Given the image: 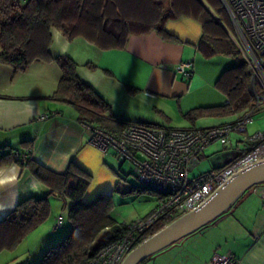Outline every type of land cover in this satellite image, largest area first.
I'll use <instances>...</instances> for the list:
<instances>
[{
  "label": "crops",
  "instance_id": "1",
  "mask_svg": "<svg viewBox=\"0 0 264 264\" xmlns=\"http://www.w3.org/2000/svg\"><path fill=\"white\" fill-rule=\"evenodd\" d=\"M162 5L165 13L173 10L170 0H162ZM220 23L237 48L233 30ZM164 29L172 38H164L155 29L130 33L122 48H100L83 36L68 39L53 29L49 54L52 59L71 57L77 76L125 122L192 128L215 126L240 116L186 115L195 108L226 104L227 96L216 81L236 62L226 55H203L199 50L202 24L190 15L168 17ZM186 62L192 63L190 76L176 73L178 64ZM60 76L54 60L34 61L23 71L0 63V156L8 154L0 159V220L22 200L48 196L50 216L36 229L42 231L36 250L39 256L70 231L67 211L71 202L52 192L20 161L31 158L41 172L57 174L73 162L92 176L83 196L86 202L101 193L113 195L127 176L124 163L113 152L103 153L90 144V133L76 108L51 97ZM45 114L48 117L42 119ZM112 155L117 159L114 167L107 161ZM204 159L205 151L198 165ZM173 245L143 264H208L215 252L235 255L238 264H264V184L253 186L229 212ZM16 257L11 256L8 264H17Z\"/></svg>",
  "mask_w": 264,
  "mask_h": 264
},
{
  "label": "trees",
  "instance_id": "2",
  "mask_svg": "<svg viewBox=\"0 0 264 264\" xmlns=\"http://www.w3.org/2000/svg\"><path fill=\"white\" fill-rule=\"evenodd\" d=\"M208 1L213 5L219 2ZM170 2L173 10L165 13L162 0H0V63L23 71L34 61L54 60L61 76L51 97L72 104L81 122L116 132L128 122L117 118L110 105L77 76L75 61L67 55L51 58L52 30H59L68 39L83 36L100 48H122L130 33L155 29L164 38H172L164 29L165 20L190 15L202 24L199 50L203 55H226L236 63L224 70L216 81V86L226 94L228 103L195 108L186 115L194 118L243 113L254 103L248 65L220 23L222 19L215 18L202 0ZM218 11L227 16L223 6ZM7 155L0 156V159ZM19 164L46 182L52 192L71 202L67 211L72 225L70 231L48 247L37 264H87L103 246L126 234V223L112 215V194L101 193L91 201H83L92 176L73 162L61 174L41 172L31 158ZM140 188L145 189L141 186L137 189ZM49 215L48 196L28 197L20 201L0 220V252L13 251ZM171 220L156 222L138 243Z\"/></svg>",
  "mask_w": 264,
  "mask_h": 264
},
{
  "label": "built area",
  "instance_id": "3",
  "mask_svg": "<svg viewBox=\"0 0 264 264\" xmlns=\"http://www.w3.org/2000/svg\"><path fill=\"white\" fill-rule=\"evenodd\" d=\"M229 18L233 40L247 62L254 92L253 105L240 116L215 126L164 128L128 122L111 132L89 123V142L103 153L113 152L120 163H128L142 188L159 198L143 218L125 222L126 234L103 246L87 264H121L140 237L160 220L174 219L205 202L231 174L264 158V133H246L255 116L264 117V0H219ZM192 63H180L176 73L190 76ZM228 103V100L226 101ZM45 114L41 118H47ZM233 145L237 155L221 167L192 174L205 149L219 142ZM130 172H124L128 175ZM60 218L56 221V227ZM208 264H238L233 254L214 253Z\"/></svg>",
  "mask_w": 264,
  "mask_h": 264
},
{
  "label": "rangeland",
  "instance_id": "4",
  "mask_svg": "<svg viewBox=\"0 0 264 264\" xmlns=\"http://www.w3.org/2000/svg\"><path fill=\"white\" fill-rule=\"evenodd\" d=\"M202 1L207 7V9L211 11L213 16H215V18L218 19L221 18L224 23H227L229 30L232 31V27L230 25L228 16H226L225 14L224 16L218 11L219 8L222 7L221 2L219 1L217 4L213 5L210 4L208 0H202ZM246 129H247L246 133L248 134H252L257 131L264 133V117H262L261 115L255 116L254 120L247 125ZM239 137L240 134L233 133L230 138L232 142L231 144L223 145L219 142H216L208 146L205 149V154L207 156V159H204L200 163V165H198V167L194 169L191 175L198 174L202 171H206L211 167H219L225 164L231 158H234L238 152L235 146L233 145V142L235 141V139ZM107 161L112 167H114L117 164V159H115L113 155L110 158H108ZM130 168L131 166L128 163H124L122 166V169L127 172H130L131 170ZM138 186H140V184L138 183L137 178L133 172L132 173L130 172L126 176V179L120 182V186L118 187L117 191L112 195L113 203H114L112 215L117 220L122 222H132L134 220L139 219L140 217L143 218V216H145L151 210L154 209L157 195L146 189H141V188L137 189ZM63 210L64 209H62L61 211ZM43 223H41L38 227H40ZM37 228L32 230L17 245V247L14 249L15 253L9 255L10 251L8 250L1 251L0 264H8L7 261L8 259H11V256H17L16 257L17 264H34V263L37 264L41 259V256L43 255L42 254L39 256V252L36 251L40 243L41 234H42V231L40 232L36 230ZM56 243L57 242L51 244L50 246ZM173 246L174 245L167 248H173ZM172 250H175V248Z\"/></svg>",
  "mask_w": 264,
  "mask_h": 264
},
{
  "label": "water",
  "instance_id": "5",
  "mask_svg": "<svg viewBox=\"0 0 264 264\" xmlns=\"http://www.w3.org/2000/svg\"><path fill=\"white\" fill-rule=\"evenodd\" d=\"M264 184V158L238 169L197 208L181 214L134 246L121 264H140L227 213L253 186Z\"/></svg>",
  "mask_w": 264,
  "mask_h": 264
}]
</instances>
